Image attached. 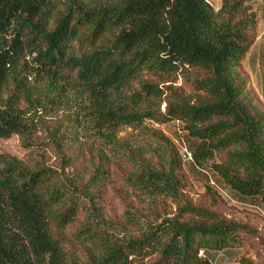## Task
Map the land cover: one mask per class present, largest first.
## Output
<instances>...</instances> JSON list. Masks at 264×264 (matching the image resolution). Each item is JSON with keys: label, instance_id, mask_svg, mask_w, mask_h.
<instances>
[{"label": "trees", "instance_id": "16d2710c", "mask_svg": "<svg viewBox=\"0 0 264 264\" xmlns=\"http://www.w3.org/2000/svg\"><path fill=\"white\" fill-rule=\"evenodd\" d=\"M257 38L245 0H0V138H28L71 96L84 102L77 126L110 144L122 127L179 121L201 141L198 162L218 155L226 186L264 204V106L243 69ZM153 143L122 178L176 216L125 243L105 237L84 261L64 248L79 208L54 172L0 155V264H212L200 252L242 246L251 229L219 212L210 186L192 203L183 156L159 131Z\"/></svg>", "mask_w": 264, "mask_h": 264}, {"label": "rangeland", "instance_id": "374dc122", "mask_svg": "<svg viewBox=\"0 0 264 264\" xmlns=\"http://www.w3.org/2000/svg\"><path fill=\"white\" fill-rule=\"evenodd\" d=\"M210 1L219 11L223 0ZM245 1L257 16L258 38L243 62V69L249 77V93L264 106V0ZM177 86H182L181 80ZM83 105V99L71 96L41 122L37 120L28 138L19 135L0 138V155H8L31 170H52L58 185L76 200L77 220L61 233L71 259L84 261L101 247L105 237L125 243L176 216L177 205L171 200L144 199L122 178L129 172V153L149 157L155 131H159L182 156L188 155V159L183 157L189 183L185 196L199 205L210 186L222 199L216 206L219 212L251 229L242 246L200 252V256L206 255L212 264H264V204L260 199L242 197L226 186L213 170L215 164L221 163L218 155L198 162L195 156L201 149V141L191 138L181 122L122 127L114 134V144H110L102 136L88 134L77 126L75 116ZM165 107L164 104L163 112ZM55 134L63 136L54 138ZM97 170L104 173V179L94 178Z\"/></svg>", "mask_w": 264, "mask_h": 264}, {"label": "water", "instance_id": "95a60500", "mask_svg": "<svg viewBox=\"0 0 264 264\" xmlns=\"http://www.w3.org/2000/svg\"><path fill=\"white\" fill-rule=\"evenodd\" d=\"M183 157H184V159H188V155L187 154H184Z\"/></svg>", "mask_w": 264, "mask_h": 264}, {"label": "built area", "instance_id": "2783aa9c", "mask_svg": "<svg viewBox=\"0 0 264 264\" xmlns=\"http://www.w3.org/2000/svg\"><path fill=\"white\" fill-rule=\"evenodd\" d=\"M207 2H209V3H211V1L210 0H207ZM212 4V3H211ZM213 5V4H212ZM214 7V6H213ZM216 10V9H215Z\"/></svg>", "mask_w": 264, "mask_h": 264}]
</instances>
